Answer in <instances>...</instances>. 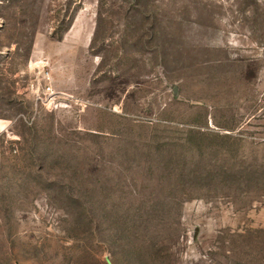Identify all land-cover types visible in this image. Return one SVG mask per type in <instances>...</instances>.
<instances>
[{"label": "rangeland", "instance_id": "obj_1", "mask_svg": "<svg viewBox=\"0 0 264 264\" xmlns=\"http://www.w3.org/2000/svg\"><path fill=\"white\" fill-rule=\"evenodd\" d=\"M0 264H264V0H0Z\"/></svg>", "mask_w": 264, "mask_h": 264}]
</instances>
